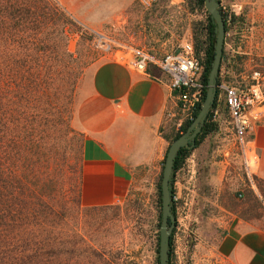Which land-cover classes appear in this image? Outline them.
<instances>
[{"label":"crops","instance_id":"obj_1","mask_svg":"<svg viewBox=\"0 0 264 264\" xmlns=\"http://www.w3.org/2000/svg\"><path fill=\"white\" fill-rule=\"evenodd\" d=\"M55 1L89 27L105 29L111 24L112 35L130 47L159 51L165 43L161 24L158 30L141 34L132 30L137 18L133 9L137 0ZM217 1L219 9L224 7L230 13L229 23L224 24L217 80L243 87L255 82L253 72H257L259 93L264 95V0ZM179 2L158 0L153 7L144 10L150 19L157 14L160 16L168 3ZM141 35L145 39H141ZM75 93L83 95L71 119L83 134L80 202L84 206L107 205L123 194L135 169L153 167L160 160L169 139V124L176 119V125H180L181 113L169 96L166 76L162 72L154 68L139 72L117 60L92 62L83 72ZM219 96L220 91L217 98ZM213 113L215 116V107ZM248 135L257 154L255 180L260 189L257 195L264 206V124L254 125ZM229 136L230 131L225 139L208 145L211 148L209 158L202 160L205 136L174 171V184L187 177L185 182L189 187L188 180L194 175L195 164L202 163L199 167L213 173L211 185L216 197L220 190H226L231 196L236 192L243 201L249 198L240 187L239 153L227 141ZM194 196L197 200L198 193ZM262 218L239 216L227 225L219 247L228 252L232 264H264Z\"/></svg>","mask_w":264,"mask_h":264},{"label":"trees","instance_id":"obj_2","mask_svg":"<svg viewBox=\"0 0 264 264\" xmlns=\"http://www.w3.org/2000/svg\"><path fill=\"white\" fill-rule=\"evenodd\" d=\"M202 3L195 0L197 6ZM205 21L206 89L215 24L208 14ZM75 27L55 0H0V264H69L67 224L83 208V134L71 127L70 119L77 83L90 63L78 61L66 47ZM218 91L216 87L193 144L176 151L171 177L189 152L216 129L211 115ZM199 107L179 125L173 139ZM170 246L169 236L166 264ZM95 249L90 247V253Z\"/></svg>","mask_w":264,"mask_h":264},{"label":"rangeland","instance_id":"obj_3","mask_svg":"<svg viewBox=\"0 0 264 264\" xmlns=\"http://www.w3.org/2000/svg\"><path fill=\"white\" fill-rule=\"evenodd\" d=\"M133 9L137 18L131 28L135 33L158 30L161 24L166 40L157 52L172 51L180 44L190 42L196 54L203 57L204 26L207 15L203 3L201 6H197L195 0H180L178 4L168 3L164 7L165 11L162 9L160 16L157 14L150 19L138 0ZM66 13L76 25V30L69 36L66 47L78 61H89L90 65L99 59L117 60L112 53L105 52L91 40L90 30L92 29L119 42L116 36L112 35L111 24H107L105 29L89 27L67 11ZM139 37L145 39L142 35ZM122 44L125 46L123 52L128 55L130 46ZM82 97L83 95L74 94L73 110ZM215 111L213 121L216 124V130L203 139V145L206 148L202 153V160L209 158L211 143L216 140L221 141L230 131L222 96L216 99ZM71 119V127L82 136V132L72 124ZM184 121L185 118L181 116L179 124ZM176 122V119L170 122L167 145L160 160L153 167H138L132 172L122 195L115 197L107 205H83L77 219L74 216L68 221L69 264H74L75 260L78 264H157L161 169L166 148L174 135L180 131ZM81 136L78 134L76 137L78 146ZM202 165V163L198 166L195 164L194 175L188 180L189 187L185 182L187 177L180 179L178 184H174V176L170 175L169 190L176 191L180 201L184 192H187L188 201L183 209V202L173 204L176 224L170 233L169 264H232L228 252L219 247V240L230 221L239 216H257L263 217L264 222V206L257 195V191H260L257 184V191L253 192L246 188L241 174L240 187L249 198L243 201L236 192L231 196L226 190H220L216 197L215 188L211 185L213 173L208 168L199 167ZM195 193H198L197 200ZM92 246L96 248L94 254L90 253Z\"/></svg>","mask_w":264,"mask_h":264},{"label":"built area","instance_id":"obj_4","mask_svg":"<svg viewBox=\"0 0 264 264\" xmlns=\"http://www.w3.org/2000/svg\"><path fill=\"white\" fill-rule=\"evenodd\" d=\"M144 8H149L156 0H138ZM224 24L230 21V13L219 9ZM94 45L105 52L112 53L117 61L139 71L147 72L154 68L166 76L170 98L180 110L181 116L190 119L193 112L203 100L205 85L202 80L203 60L194 53L192 44L184 42L172 51L157 52L144 47H128L130 53L124 51L125 46L102 33L90 30ZM254 83L248 86H235L219 80L216 84L222 96V102L228 116L230 136L227 141L236 148L240 158V171L246 188L257 191L255 173L257 167L256 150L251 144L248 134L256 124H264V95L259 93L257 72H253ZM214 113L211 115L213 118ZM172 202L187 204V195L180 197L176 191L169 194Z\"/></svg>","mask_w":264,"mask_h":264},{"label":"water","instance_id":"obj_5","mask_svg":"<svg viewBox=\"0 0 264 264\" xmlns=\"http://www.w3.org/2000/svg\"><path fill=\"white\" fill-rule=\"evenodd\" d=\"M203 7L215 24V39L213 57L206 78V89L198 112L183 133L174 138L167 146L159 184L160 191V221L158 226L157 255L158 264H166L168 237L173 226V216L169 209V184L172 160L176 151L186 145H192L196 134L199 132L206 113L214 99L216 91V76L222 56L224 22L218 8L217 0H203ZM168 220L170 221L168 225Z\"/></svg>","mask_w":264,"mask_h":264},{"label":"flooded vegetation","instance_id":"obj_6","mask_svg":"<svg viewBox=\"0 0 264 264\" xmlns=\"http://www.w3.org/2000/svg\"><path fill=\"white\" fill-rule=\"evenodd\" d=\"M183 132H184V131H183ZM183 132H182V133H183ZM180 134H181V133H180ZM171 192H172V190L170 189V190H169V194H170ZM169 204H171V206L174 208V205H173L174 202H172V201L170 200V201H169ZM169 209H170V207H169ZM170 213H171V210H170ZM159 215H160V214H159ZM171 215H172V213H171ZM172 216H173L174 222H173V226H172L171 232H172L173 229L175 228V224H176V223H175V221H176V217H175L174 215H172ZM159 221H160V220H159ZM169 223H170V221L168 220V225H169ZM171 232H170V233H171ZM169 236H170V234H169Z\"/></svg>","mask_w":264,"mask_h":264}]
</instances>
